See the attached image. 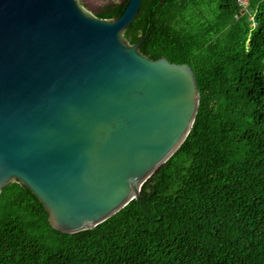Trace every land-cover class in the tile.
I'll use <instances>...</instances> for the list:
<instances>
[{
    "label": "trees",
    "instance_id": "16d2710c",
    "mask_svg": "<svg viewBox=\"0 0 264 264\" xmlns=\"http://www.w3.org/2000/svg\"><path fill=\"white\" fill-rule=\"evenodd\" d=\"M103 3L113 20L125 4ZM142 0L124 32L152 60L187 64L191 130L133 200L66 233L19 183L0 193V264H264V0Z\"/></svg>",
    "mask_w": 264,
    "mask_h": 264
},
{
    "label": "water",
    "instance_id": "95a60500",
    "mask_svg": "<svg viewBox=\"0 0 264 264\" xmlns=\"http://www.w3.org/2000/svg\"><path fill=\"white\" fill-rule=\"evenodd\" d=\"M121 1L110 20L81 0H0V193L19 183L61 232L140 202L199 108L187 64L126 38L142 0Z\"/></svg>",
    "mask_w": 264,
    "mask_h": 264
},
{
    "label": "rangeland",
    "instance_id": "374dc122",
    "mask_svg": "<svg viewBox=\"0 0 264 264\" xmlns=\"http://www.w3.org/2000/svg\"><path fill=\"white\" fill-rule=\"evenodd\" d=\"M83 6L87 9L90 10L91 12L97 11L100 6L103 5V3L97 1V0H81Z\"/></svg>",
    "mask_w": 264,
    "mask_h": 264
},
{
    "label": "built area",
    "instance_id": "2783aa9c",
    "mask_svg": "<svg viewBox=\"0 0 264 264\" xmlns=\"http://www.w3.org/2000/svg\"><path fill=\"white\" fill-rule=\"evenodd\" d=\"M240 11L244 13L250 14V10H248V3L250 0H233Z\"/></svg>",
    "mask_w": 264,
    "mask_h": 264
},
{
    "label": "flooded vegetation",
    "instance_id": "af4514ba",
    "mask_svg": "<svg viewBox=\"0 0 264 264\" xmlns=\"http://www.w3.org/2000/svg\"><path fill=\"white\" fill-rule=\"evenodd\" d=\"M94 13H96L95 11H93Z\"/></svg>",
    "mask_w": 264,
    "mask_h": 264
}]
</instances>
